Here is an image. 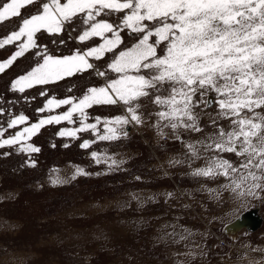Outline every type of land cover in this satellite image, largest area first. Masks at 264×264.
<instances>
[{"label": "rangeland", "instance_id": "374dc122", "mask_svg": "<svg viewBox=\"0 0 264 264\" xmlns=\"http://www.w3.org/2000/svg\"><path fill=\"white\" fill-rule=\"evenodd\" d=\"M50 2L35 0L22 13L37 14ZM124 14L105 10L96 20L115 27ZM19 23L14 18L0 24V41L18 30ZM86 30L83 14L65 22L58 33L42 30L34 37L38 47L0 72V143L40 120L63 116L89 88L106 87L119 78L112 61L139 39L127 29L120 30L123 43L113 51L86 57L90 68L23 92L13 89L16 79L42 62L38 52L62 58L104 42L96 36L81 41ZM25 42L21 38L0 48V64ZM169 93L170 87L163 85L139 98L132 105L139 123L123 102L92 104L83 115L77 109L70 120L45 123L34 134L24 133L15 144L0 147V264H264V193L241 204L224 189L229 183L224 177L194 175L213 156L234 165L243 159L204 148L221 129H234L219 108L223 97L205 89L193 98L202 129L196 132L173 130L159 118L164 108L155 98ZM65 99L72 104L48 105L49 100ZM20 115L26 120L8 127ZM117 117L128 123H106ZM85 125L95 129L79 131ZM108 128H115V138L101 140L111 135ZM69 132L74 135H61ZM251 209L262 218L257 229H230Z\"/></svg>", "mask_w": 264, "mask_h": 264}, {"label": "snow or ice", "instance_id": "6c2138e0", "mask_svg": "<svg viewBox=\"0 0 264 264\" xmlns=\"http://www.w3.org/2000/svg\"><path fill=\"white\" fill-rule=\"evenodd\" d=\"M35 0H4L0 3V24L19 18L17 29L0 41V48L21 38L17 51L6 63L0 64V72L17 57L31 48H37L36 34L43 31L58 33L63 24L73 17L84 15L88 30L79 37H101L103 43L89 51L62 58L37 53L42 58L26 75L15 80L12 87L23 92L34 85H45L71 76L92 65L87 56L100 58L103 52L113 51L121 43L120 30L127 29L139 37L127 50H121L110 67L119 76L106 87L89 88L78 104L63 116L50 117L25 128L24 133L34 134L45 123L71 119L73 111L92 104H117L123 102L132 114L131 119L140 122L132 105L149 95V89L168 85L167 97L156 96L155 102L163 106L161 120L176 130L180 127L200 132L198 116L194 112V97L198 92L211 89L223 99L218 101L225 118L231 119L234 129H221L210 136L205 150L216 153H232L243 157L239 164L219 155L210 158L207 167L194 175L208 178L224 177V185L241 204L245 199H259L264 193V0H51L43 3L42 12L25 15L22 10ZM125 13L121 24L115 26L104 20H96L102 12ZM105 33H111L106 38ZM154 38V39H153ZM161 44L165 47L158 48ZM147 72V75L142 74ZM72 104L71 100H49L48 105L59 107ZM250 113L251 115H247ZM26 117L12 119L8 127L23 123ZM106 123L127 124L117 117ZM95 129V125H85ZM111 135L101 140L115 138V128H108ZM24 133L0 143V147L18 142ZM74 133H61V135ZM84 147L88 146L85 142ZM197 155L194 145H189ZM32 152L39 149L30 146ZM95 157V153L93 154ZM81 174H83L81 172ZM259 264V262H257Z\"/></svg>", "mask_w": 264, "mask_h": 264}, {"label": "water", "instance_id": "95a60500", "mask_svg": "<svg viewBox=\"0 0 264 264\" xmlns=\"http://www.w3.org/2000/svg\"><path fill=\"white\" fill-rule=\"evenodd\" d=\"M262 222L261 216L258 214L256 209H251L243 213L239 218L232 222L229 227L230 229H240L245 227L250 231L257 229Z\"/></svg>", "mask_w": 264, "mask_h": 264}, {"label": "bare ground", "instance_id": "6f19581e", "mask_svg": "<svg viewBox=\"0 0 264 264\" xmlns=\"http://www.w3.org/2000/svg\"><path fill=\"white\" fill-rule=\"evenodd\" d=\"M234 230H236V229H233V231H234ZM236 233H237V231H236Z\"/></svg>", "mask_w": 264, "mask_h": 264}]
</instances>
